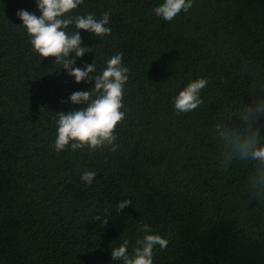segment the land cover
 I'll return each instance as SVG.
<instances>
[{
	"label": "trees",
	"instance_id": "obj_1",
	"mask_svg": "<svg viewBox=\"0 0 264 264\" xmlns=\"http://www.w3.org/2000/svg\"><path fill=\"white\" fill-rule=\"evenodd\" d=\"M161 3L84 0L68 14L110 12L111 34L81 30L92 49L68 58L97 75L123 53L127 112L116 153L56 152L53 116L86 107L69 97L94 83L33 52L16 13L39 17L35 0H0V264H123L112 249L127 239L131 254L141 222L169 240L153 264H264V164L238 151L253 133L264 145V0H194L171 22ZM205 77L203 104L177 114L173 98Z\"/></svg>",
	"mask_w": 264,
	"mask_h": 264
},
{
	"label": "clouds",
	"instance_id": "obj_2",
	"mask_svg": "<svg viewBox=\"0 0 264 264\" xmlns=\"http://www.w3.org/2000/svg\"><path fill=\"white\" fill-rule=\"evenodd\" d=\"M194 0H163L152 9L157 17L164 21L171 22L179 13H187L193 7ZM36 7L41 13L39 17L26 10L17 11L16 15L22 21L32 50L41 58L52 57L56 65H61L63 70L75 83L81 81L93 82L94 87L88 91H77L71 94L69 102L73 105L84 104L86 107L76 111H69L67 114L60 112L53 116L56 122V137L54 148L56 152L64 151L70 146L72 151L85 149L89 152L107 148L110 152L116 153L120 147L117 143L115 128L120 124L126 115L123 95L124 86L129 80V69L122 66L123 53L113 55L100 74L96 73V65H85L83 68L73 67L75 58L82 57L86 52L91 51L87 47H81L80 31L91 33L95 37H104L111 34L112 29L106 27L109 24L110 12L102 14L97 20L93 14L87 16L68 15L84 0H35ZM77 30L69 35L64 29L70 25ZM74 53L75 58L69 59V54ZM208 84V79L198 78L188 83L178 95L173 98L174 109L177 114L188 113L200 107L203 99L201 91ZM256 111L264 113V106H258ZM258 133H253L240 143L238 151L242 159L250 158L264 164V145L256 147ZM223 168H227L224 163ZM97 172L86 170L80 176L81 182L87 187L96 177ZM131 203L124 200L117 205V210H122ZM100 220V216H96ZM106 218L103 223H106ZM138 233L143 234L137 238L132 253L129 254V241L123 240L119 247L112 249L113 260H121L123 264H153L154 249L158 246L164 251L169 240L160 234H154L153 230L144 223L136 225Z\"/></svg>",
	"mask_w": 264,
	"mask_h": 264
}]
</instances>
